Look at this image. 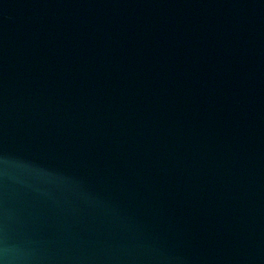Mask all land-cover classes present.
I'll return each instance as SVG.
<instances>
[{"label": "water", "instance_id": "obj_1", "mask_svg": "<svg viewBox=\"0 0 264 264\" xmlns=\"http://www.w3.org/2000/svg\"><path fill=\"white\" fill-rule=\"evenodd\" d=\"M0 264H264V0H0Z\"/></svg>", "mask_w": 264, "mask_h": 264}]
</instances>
